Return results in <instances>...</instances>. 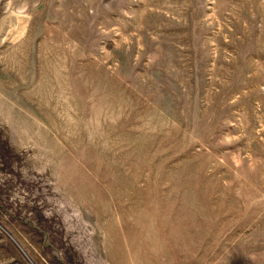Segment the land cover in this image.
Instances as JSON below:
<instances>
[{"label": "rangeland", "instance_id": "obj_1", "mask_svg": "<svg viewBox=\"0 0 264 264\" xmlns=\"http://www.w3.org/2000/svg\"><path fill=\"white\" fill-rule=\"evenodd\" d=\"M0 264H264V0H0Z\"/></svg>", "mask_w": 264, "mask_h": 264}]
</instances>
